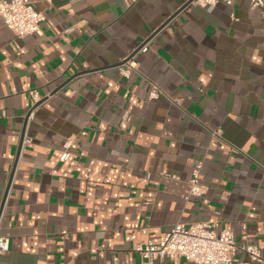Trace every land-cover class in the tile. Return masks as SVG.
Instances as JSON below:
<instances>
[{
  "label": "crops",
  "instance_id": "obj_1",
  "mask_svg": "<svg viewBox=\"0 0 264 264\" xmlns=\"http://www.w3.org/2000/svg\"><path fill=\"white\" fill-rule=\"evenodd\" d=\"M32 1L42 34L0 20V264H144L139 244L194 222L261 250L232 264H264V7ZM198 163L205 192L187 200Z\"/></svg>",
  "mask_w": 264,
  "mask_h": 264
},
{
  "label": "built area",
  "instance_id": "obj_2",
  "mask_svg": "<svg viewBox=\"0 0 264 264\" xmlns=\"http://www.w3.org/2000/svg\"><path fill=\"white\" fill-rule=\"evenodd\" d=\"M220 1L227 4L233 3V0H186L185 3L189 2L187 6L213 8ZM250 3L253 8L262 9L264 7V0H250ZM0 20L18 37H24L43 33L42 24L46 20V14L44 11L36 9L32 0H0ZM148 50L147 40L118 66L120 73L129 77L137 69L136 54ZM162 93L157 84H151L150 99H157ZM30 94L33 102L28 117L34 114V109L42 101V97L36 89L30 90ZM176 101L178 102V100ZM214 133L222 137L220 129ZM72 144V138H67L63 144L61 160H68L72 156ZM201 168L202 164L198 163L193 170L188 190L184 195L187 200L194 196H201L205 192V186L199 181ZM172 176L176 177L174 174ZM9 248L10 236L0 234V251H8ZM239 249L247 252L253 261H262L263 259L258 246L238 244L234 232L229 229L218 230L217 222L177 223L165 233L160 241L148 240L136 248L143 257L144 264H155L158 259L177 256L184 257L196 264H232L235 261V253Z\"/></svg>",
  "mask_w": 264,
  "mask_h": 264
},
{
  "label": "water",
  "instance_id": "obj_3",
  "mask_svg": "<svg viewBox=\"0 0 264 264\" xmlns=\"http://www.w3.org/2000/svg\"><path fill=\"white\" fill-rule=\"evenodd\" d=\"M188 3H189V2L185 3V4L180 8V10H182L183 8H185V7L188 5ZM157 31H158V30H157ZM157 31H156L155 33H157ZM155 33H154L153 35H155ZM153 35H152V36H153Z\"/></svg>",
  "mask_w": 264,
  "mask_h": 264
}]
</instances>
